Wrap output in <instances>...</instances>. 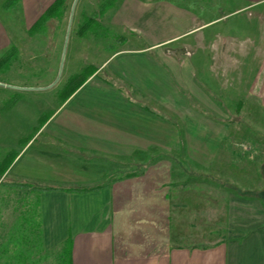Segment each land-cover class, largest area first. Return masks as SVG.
<instances>
[{
	"label": "crops",
	"instance_id": "obj_1",
	"mask_svg": "<svg viewBox=\"0 0 264 264\" xmlns=\"http://www.w3.org/2000/svg\"><path fill=\"white\" fill-rule=\"evenodd\" d=\"M0 1L24 8L22 21L0 22V75L20 58L59 56L55 74L37 67L26 83L0 81L9 93L0 98V264H264V221L249 213L260 207L240 204H260L259 190L147 164L178 132L165 128L164 111L177 117L181 82L203 81L211 96L264 87V0H113L100 12L101 0L80 22L83 0ZM67 7L53 46V32L39 29ZM101 27L115 42L90 43ZM118 165L144 169L105 182ZM82 187L99 188L68 190Z\"/></svg>",
	"mask_w": 264,
	"mask_h": 264
},
{
	"label": "rangeland",
	"instance_id": "obj_2",
	"mask_svg": "<svg viewBox=\"0 0 264 264\" xmlns=\"http://www.w3.org/2000/svg\"><path fill=\"white\" fill-rule=\"evenodd\" d=\"M100 2L101 0H83L79 6V22L83 19L84 14L90 16L96 11ZM23 9L20 6L2 10L0 5V22L1 20L11 23L12 21L18 22L21 18H24ZM37 10H42V7L37 8ZM65 11L64 15L67 16L59 20L52 19L51 22L47 23V27L39 29L42 30L40 33L44 35L47 32H53V46L59 47L60 45L59 33L65 29V21L69 18V7L65 8ZM103 26H106V24ZM22 28L25 29L24 23H22ZM92 34H95L93 29L86 35L90 43L93 39H97L101 46L108 45L112 41L115 42V35L107 28L101 27L97 30L95 37H92ZM36 38L34 42L44 47L45 40L39 36H36ZM22 41L24 43V40ZM46 42L49 45V41ZM48 52L52 53L51 50H48ZM26 53L27 56H35V49L26 51ZM58 57L56 54L47 55L46 58L50 62L44 64L34 62V60L29 59L30 57L20 58L14 62L9 71L0 75V81L26 83L29 81L26 76L28 72L37 67H41V71L44 73L52 72V74H55L56 65L54 63H56ZM50 68L52 70H49ZM194 82L195 86H192L193 82L190 81L181 82L182 84L179 87L180 100L175 104L176 110L174 108L177 117L169 118V116H172L171 109L165 108V128L174 125L178 132L173 135V138H171V135L165 136V149L163 151L149 152L147 164L156 161L161 164L163 162V166L173 168V173L179 169L183 173L182 175L195 176L197 179H202L203 182H210L205 179L208 178L213 183H217L218 186L233 192H243L244 194L253 190L264 192V87L255 88L258 92L251 95H247L246 91L241 88L214 87L211 96L208 92H205L206 88L202 85L203 81L199 83L198 80H195ZM260 89L261 91H259ZM191 91H193V94ZM7 93V91H0V98L5 97ZM239 101L241 102L240 106H238ZM191 127H195L194 133L192 129L189 131ZM201 127L212 128V134H204L205 131L199 129ZM209 138L210 140H208ZM218 141L220 146L215 148ZM225 144H233L235 147L228 149V147L225 148ZM208 148L211 150H206ZM143 169V165L141 167L133 166L132 168L123 167L122 165L108 166L105 182L111 181L114 177L133 176L134 171ZM174 170L176 171L174 172ZM212 182L210 183L213 184ZM260 202V204H257V202H255L256 204L239 202L245 207L255 205L260 207L259 215L256 211L249 212L254 216H250L254 223L258 220L264 221V214L262 213L264 212L262 211L264 205L262 201ZM248 211L251 210L246 212ZM27 218L29 219L28 216ZM257 218L258 220H256ZM24 222H27V219ZM21 223H23L22 220ZM32 223L30 216L28 224ZM37 224L38 222H36ZM10 237L15 240L19 236L13 232ZM34 238L37 241L38 231H36Z\"/></svg>",
	"mask_w": 264,
	"mask_h": 264
},
{
	"label": "trees",
	"instance_id": "obj_3",
	"mask_svg": "<svg viewBox=\"0 0 264 264\" xmlns=\"http://www.w3.org/2000/svg\"><path fill=\"white\" fill-rule=\"evenodd\" d=\"M14 1H16V0H8L6 2V4H5V7H8V5H10L11 3H13ZM112 2H113V0H104L103 3H102V5H101L100 12H103ZM88 18H91V17H88ZM90 22H91V19H87L84 22L83 26H88L90 24ZM5 62H6V60H3V61L0 60V69L3 66L2 64H5ZM98 188L99 187H92V188H83L82 187V188H69L68 190H70V191H76V192H86V191H89V190H96ZM34 189L36 191L43 192V191L58 190L59 188H57L55 186H35ZM252 195L259 197L261 199L263 205H264V192H262V191L254 192V193H252Z\"/></svg>",
	"mask_w": 264,
	"mask_h": 264
}]
</instances>
